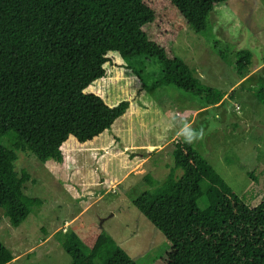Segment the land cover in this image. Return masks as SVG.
<instances>
[{
	"label": "trees",
	"instance_id": "trees-1",
	"mask_svg": "<svg viewBox=\"0 0 264 264\" xmlns=\"http://www.w3.org/2000/svg\"><path fill=\"white\" fill-rule=\"evenodd\" d=\"M172 2L195 31L208 30L201 0ZM154 19L145 0H0V207L12 224L43 202L25 190L31 174L17 171L19 151L62 162L70 136L93 140L128 111V100L112 105L86 92L106 76L111 52L158 61L155 88L192 91L203 96L204 106L223 99L227 91L204 85L183 58L169 56L151 39L144 26ZM236 56L242 79L253 52L240 49ZM256 95L264 103V81ZM172 155L166 180L146 176L151 187L133 200L175 247L167 264H264V199L248 206L188 138ZM62 241L70 264H139L106 231L91 247L74 230ZM13 259L0 240V264Z\"/></svg>",
	"mask_w": 264,
	"mask_h": 264
},
{
	"label": "rangeland",
	"instance_id": "rangeland-1",
	"mask_svg": "<svg viewBox=\"0 0 264 264\" xmlns=\"http://www.w3.org/2000/svg\"><path fill=\"white\" fill-rule=\"evenodd\" d=\"M145 1L155 14L144 26L151 39L169 56L183 58L204 85L227 92L216 105L204 106L203 96L192 91L155 88L162 69L155 59L111 52L106 76L86 92L112 105L128 100L130 107L93 140L70 136L62 162L18 152L17 171L31 174L25 190L43 202L19 225L0 207V240L14 255L8 264H70L62 234L71 230L88 247L106 231L139 264H167L175 247L133 200L151 187L146 176L166 180L176 143L184 138L248 206L264 199V103L256 95L264 81V0H201L209 22L203 32L172 0ZM240 49L253 52L242 79L235 68Z\"/></svg>",
	"mask_w": 264,
	"mask_h": 264
}]
</instances>
